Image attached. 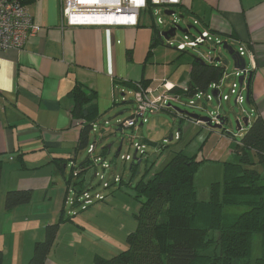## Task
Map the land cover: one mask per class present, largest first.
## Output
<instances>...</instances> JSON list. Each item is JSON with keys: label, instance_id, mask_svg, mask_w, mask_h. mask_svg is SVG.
Wrapping results in <instances>:
<instances>
[{"label": "crops", "instance_id": "0c3cea01", "mask_svg": "<svg viewBox=\"0 0 264 264\" xmlns=\"http://www.w3.org/2000/svg\"><path fill=\"white\" fill-rule=\"evenodd\" d=\"M181 9L194 18L200 32L210 30L220 41L230 39L247 51L250 64L251 58L254 62L250 65L252 104L246 94L253 114L250 121L255 113L264 117V0H183ZM28 10L42 30L22 49L0 50V250L4 264H25L35 243L45 239L46 228L59 223L45 264H96L98 256L109 258L104 256V243L126 242V228H120L118 242L113 238L97 241L102 247L89 242L87 236H66L67 247L61 243L65 209L52 203L60 186L54 181L63 177L68 186L73 180L70 164L59 156L69 154L70 163L80 164L76 151L81 127L71 114L74 100L70 92L79 84L95 92L101 122L120 108V96L127 101L125 96L134 84L149 82L145 69L149 58L158 54L160 38L144 17L136 27L69 26L63 21L61 0H36ZM191 67L192 63L185 82L174 87H188ZM149 85L144 87L148 96L152 93ZM180 95L185 100L191 97ZM116 174L113 163L106 177L112 179ZM8 190H31L32 200L6 211ZM39 236L44 237L38 240Z\"/></svg>", "mask_w": 264, "mask_h": 264}, {"label": "trees", "instance_id": "16d2710c", "mask_svg": "<svg viewBox=\"0 0 264 264\" xmlns=\"http://www.w3.org/2000/svg\"><path fill=\"white\" fill-rule=\"evenodd\" d=\"M18 1L29 6L36 0ZM179 9L182 13L181 7ZM152 26L157 30L155 25ZM225 72L224 65L202 64L194 60L187 91L173 87L169 92L187 96L205 93L211 85L221 81ZM141 84L144 88L149 82L141 81ZM132 87L136 89L135 84ZM250 87L249 104H252ZM70 95L74 100L71 114L81 127L76 151L79 154L87 152L93 124L99 120L95 103L97 94L79 84ZM239 139L235 149L239 161L225 163L223 182L211 184L208 202L198 200L195 185L197 168L202 161L197 159V155L183 151L176 152L169 163L149 180L142 178L136 183L134 191L141 203L139 212L135 214L137 229L127 235L124 251L110 258L98 256L96 264H264V117H256L247 129L241 130ZM251 151L255 153L263 173L254 167L256 164L249 157ZM144 158L145 155L131 161L130 187H133L132 182ZM146 162H149L148 158ZM92 163L87 152V158L78 165L76 185L81 193L97 187L94 173L90 184L86 182L87 172L94 165ZM155 164L156 160L146 166V171ZM119 177L117 189L124 183L123 177ZM95 193L96 190L92 195ZM32 196L31 190H8L4 205L6 211L30 203ZM62 219L65 220L64 214ZM58 229L59 223L46 228L45 239L35 243L33 254L25 264H45ZM257 236L260 255L255 257ZM0 264H4L3 250H0Z\"/></svg>", "mask_w": 264, "mask_h": 264}, {"label": "rangeland", "instance_id": "374dc122", "mask_svg": "<svg viewBox=\"0 0 264 264\" xmlns=\"http://www.w3.org/2000/svg\"><path fill=\"white\" fill-rule=\"evenodd\" d=\"M170 9L176 12V16H167L164 11H162L159 17L164 20V24L159 25L157 27L158 29L165 31L169 29L170 24L174 20H177L178 25L182 28L189 25L195 27L191 32L192 39L194 36H199L198 31L200 32L202 29L200 26L195 25L194 18L192 16L187 13L182 14L178 7H171ZM181 16H183V18H181ZM145 18L151 22L148 16ZM154 20L157 21L158 17H154ZM151 29L155 31L158 38L157 30L153 28ZM183 39L184 33L178 31L176 38L170 43L165 41V43L162 44L161 41H158V54L149 58V62H151L148 68L145 69V78L149 80V87L152 90V93L148 97L153 100L157 99L158 97L169 94L168 92L170 88L174 87V84L178 85V83H184L185 78L188 77L187 69L189 70L190 64L193 63L195 58H200L205 61V63H208V58L213 57L217 65H224L226 67L227 76L230 75V77H225L222 89V94L230 97V100L222 101L221 105H218L215 99L209 102L208 97L203 96L200 99L196 98L194 101L196 103L200 102L198 104L199 106L204 105V109L194 108L183 104H174V106L181 111L198 115L201 118H211L212 116L215 118L221 117L222 119H225L222 128L217 129L218 127H215V124H212L211 127L208 126V124H200L195 119H191L185 115L181 116L179 113L170 114L169 112H162L158 114H146L143 126L139 123L136 128L123 129L122 131L117 126V121L129 118L133 113L132 105L136 107V104L134 102V92L132 90H127L128 92L125 96L127 101L125 103L121 100L122 97L119 95L118 106H120V108L106 114L103 119H101V122L104 123L105 121H109V124L106 125V127L110 128L112 131H116V134L110 135L104 141V144L111 145V152L108 155V160L116 163V172L119 176L123 177L124 183L120 189L115 191V197L112 195V190L108 189L103 191L105 195L103 197H105V200L97 201L87 208L78 207L75 210H72L70 203L67 202V204H65L69 186V184L68 186L66 185V179H63L62 177V181L60 178L54 181L60 186L56 187L58 191H55L52 203L54 205H59V207L61 206V210L65 209V220L62 225L64 229L61 231V234L59 233V236H62L61 243L63 246L67 247L69 244V240L66 236H87L89 242L95 243H98L97 241H100L101 239L108 241V238H113L116 242H118L121 240L119 237V230L121 227L126 228V236L133 230H136L137 220L135 218V214L139 212L141 203L136 198L134 185L142 178H144L145 181L149 180L154 173L164 168L169 163L176 152L183 151L190 155H197V159L202 161L199 164L195 175L197 197L201 202L209 201L210 187L212 183L223 182L225 163H238L239 157L236 154L235 149L239 143L241 131L237 128V121H240L243 129H247L243 123V119L248 118L250 121L253 118V114L251 115V109L248 104L249 102H245L242 106L237 105L235 102L240 86L238 85L239 77L235 75L236 70L234 60L229 52L223 48V45L218 44L216 39L212 42L200 45L197 48H189L186 53H181L176 48L179 41H183ZM221 40L223 42H227L228 45L235 51H239L240 45L227 38H221ZM168 45H171V47H168ZM146 58L147 55L143 57L142 61L144 62ZM217 59L220 60L217 61ZM245 59L248 68H250L251 64L248 60V55L245 56ZM234 84L238 85L235 94H233ZM116 92L120 94L118 89ZM246 94L247 87L246 91L243 90V96L245 99ZM179 98L180 100L183 99L182 96H179ZM120 112L123 113L119 114ZM256 117L257 114L255 113L254 118L256 119ZM175 133H179V135H181L179 140L174 138ZM95 138L100 140L98 133L92 134L91 139L95 140ZM136 143L145 144L147 146V154L145 155L144 161L137 169L136 178L132 182L133 187H130L129 181L132 175V162H125L122 160V157H127V155L134 157L136 151L134 145ZM120 146H122L121 153L118 157H116V153ZM101 147L102 143L99 144L97 152H100ZM59 157L66 159L67 162L71 164L70 160H68L70 158L69 154H61ZM158 157L161 158L157 160ZM249 157L252 162H255L256 165L254 167L263 173V170L258 164L257 157L253 151L250 152ZM86 158L87 152H80L78 163L82 162ZM147 158L149 159L148 163L146 162ZM155 160L156 164L147 172V167ZM93 164L94 165L88 170L86 175L87 184H90L91 176L96 172V170L103 173L101 165H98L95 162ZM69 171L67 173L68 177ZM53 173V177H55L56 171ZM78 179L79 178H77V180ZM73 181L71 184L72 186ZM94 181L97 180L95 179ZM72 196L73 195L70 194V197ZM49 199L50 198L48 196L47 200ZM69 217H71L70 220ZM43 235H45V232ZM43 237L44 236H39L38 240L43 239ZM258 242L259 237L257 236L256 246L254 248L255 257L260 255L259 246H257ZM85 244L87 245L89 243L86 242ZM56 245L58 246L59 244ZM97 245L102 247L100 243ZM103 245L106 248L110 247L108 250L106 248H102L103 252H106L104 256L109 258L118 255L127 247L125 239L117 244L104 243ZM71 260L72 259H70V261Z\"/></svg>", "mask_w": 264, "mask_h": 264}, {"label": "built area", "instance_id": "2783aa9c", "mask_svg": "<svg viewBox=\"0 0 264 264\" xmlns=\"http://www.w3.org/2000/svg\"><path fill=\"white\" fill-rule=\"evenodd\" d=\"M62 3V16L64 24L69 26H126V27H136L141 23V18L148 16L151 20V25H155L157 28L159 25L164 24V20L159 17L162 11L172 10L171 7H181L183 0H61ZM164 9V10H163ZM166 15V14H165ZM176 14L173 16L175 17ZM154 17H158V20H154ZM177 20H174L169 29L173 28L174 25L178 24ZM197 22H195V25ZM167 29V30H169ZM42 30V26L35 23L32 15L28 10V6L24 5L18 0H0V50L7 49H22L28 40L36 36ZM158 34L162 31L157 28ZM192 32V31H191ZM199 36H194L191 38V33L184 34L183 41H179L177 45V50L180 52H186L189 48H197L200 45H203L207 42H212L214 39L217 40L219 45H222L223 42L218 38H215V34L210 30H205L203 32L198 31ZM176 38V37H175ZM175 38L171 39L169 42L173 41ZM221 43V44H220ZM171 46V45H170ZM241 56L245 58L248 54L244 48H240L239 51ZM251 55V54H249ZM251 58V57H250ZM213 57L208 58V63H215ZM251 58V66L253 64ZM255 68V66H254ZM253 73L252 68L246 67L245 71L236 69L235 75L237 77L245 76V82L243 87L240 86L238 96L235 100L237 105H244L246 99L243 96V90L246 91V83L249 77V74ZM227 76L225 72L224 77L220 82L211 85L209 90L205 93H197L194 96L186 98L183 95L175 94L168 92L169 94L158 97L157 99H149L145 88L141 86L140 83L137 84V87L134 92V102L136 107L133 106L132 115L123 120L117 121V126L120 130L136 128L138 124L145 121L146 114H158L162 112L177 113V109L174 104H183L188 105L194 108L204 109V105L199 106L200 102H195L194 100L200 99L203 96H207L209 102L214 100L212 95V90H218L219 95L222 101H229L230 97L222 94V89L224 86V79ZM237 84L233 86V94L236 93ZM173 88V87H172ZM171 89V88H170ZM183 92L187 91V88L182 89ZM184 94V93H183ZM179 96H182L183 99L180 100ZM133 103V101H132ZM213 115V114H212ZM200 124L211 126L212 124H221L222 121L218 117H211L209 122L197 121ZM109 122H100L99 120L93 124L92 133L99 134L100 140H90L89 145L87 146V152L91 156L92 162L94 161L98 165H101L103 173L96 170L94 177L97 180L96 189L90 188L87 191L81 193L76 185L77 181L70 182L68 186L67 196L65 199V204L70 203L71 208L75 207H84L94 204L97 201L105 200L103 191L114 190L117 188V185L120 183V177L115 176L112 179L106 177V171L113 168V161L108 160V155L111 152L109 145L104 144V141L112 134H116V131H112L110 128H107ZM174 138L179 140L180 135L174 134ZM102 143L100 152L98 151L99 144ZM136 157H142L147 154V146L142 143H136L135 145ZM135 155V154H134ZM122 160L125 162L133 161L134 157L127 155L123 156ZM93 162V163H94ZM92 163V164H93ZM91 164V165H92ZM71 174L73 177L78 176L77 164L71 162L70 164ZM96 190L95 195H92V192ZM73 195L70 197V194Z\"/></svg>", "mask_w": 264, "mask_h": 264}, {"label": "water", "instance_id": "95a60500", "mask_svg": "<svg viewBox=\"0 0 264 264\" xmlns=\"http://www.w3.org/2000/svg\"><path fill=\"white\" fill-rule=\"evenodd\" d=\"M165 14L167 16H174L176 14V12L174 10H166ZM181 18H183V16H181ZM194 28L195 27L191 26V25H189L185 28H182L178 24H176L173 26V28H171L169 30L162 31L159 34V38H160L161 43L164 44L165 41L169 42L171 39L175 38L177 36L178 31H181L184 34H187V33H189V31L191 29H194ZM222 45H223V48L226 49L229 52V54L232 56L234 63H235V70L239 69L241 71H245V69L247 67L246 59L243 56H241L238 51H235L231 46H229L227 42H223ZM168 47H171V46L168 45ZM195 60L201 62L202 64H205V61H203L200 58H195ZM219 60L220 59H217V61H219ZM252 77H253V73H250L248 80H247V85H246V87H247V101L248 102H249V86H250V82H251ZM244 82H245V76L242 75L239 78V84L241 87H243ZM212 95H213L214 99L217 101L218 105H221V98L219 95V91L218 90H212ZM176 111L179 114L188 116L189 118L195 119L196 121H201V122H209L210 121V118H204V117L201 118L198 115L191 114L188 112H184V111H181L180 109H177ZM218 119H220L222 121V123L221 124H215L216 125L215 127H218L217 129H221L222 125L224 124L225 119H222L221 117H218ZM243 123L246 127H248L249 126V119L248 118L243 119ZM237 128L239 131H241L243 129L240 121H237ZM170 140H172V139H170ZM119 149L121 150V147ZM136 154L137 153H135V155H134L135 159L137 158ZM65 167H67V165Z\"/></svg>", "mask_w": 264, "mask_h": 264}, {"label": "clouds", "instance_id": "9594fccd", "mask_svg": "<svg viewBox=\"0 0 264 264\" xmlns=\"http://www.w3.org/2000/svg\"><path fill=\"white\" fill-rule=\"evenodd\" d=\"M246 85H247V84H246ZM133 90H134V89H133ZM177 113H178V112H177ZM174 114H175V113H174ZM180 115H181V114H180ZM181 116H183V115H181ZM140 125L143 126V125H144V122H141ZM92 134H93V133H92ZM92 134H91V136H92ZM172 138H173V134H172ZM90 140H91V138H90ZM109 146H110V147H109V149H110V148H111V145H109ZM120 147H121V149H122V146H120ZM120 153H121V151H120V149H119V150L117 151L116 155L118 156ZM137 158H138V157H137ZM137 158H136V159L134 158V159L137 160ZM75 163H76V162H75ZM113 163H115V162H113ZM113 163H112V164H113ZM78 165H79V164H77V167H78ZM71 177H72V180H76V181H78V180H77L78 176H77V177H73L72 174H71ZM69 184H70V183H69Z\"/></svg>", "mask_w": 264, "mask_h": 264}]
</instances>
